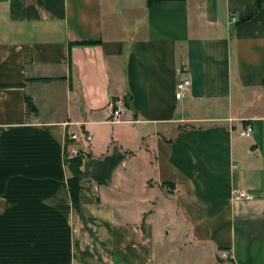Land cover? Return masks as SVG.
Returning <instances> with one entry per match:
<instances>
[{
	"label": "crops",
	"instance_id": "crops-1",
	"mask_svg": "<svg viewBox=\"0 0 264 264\" xmlns=\"http://www.w3.org/2000/svg\"><path fill=\"white\" fill-rule=\"evenodd\" d=\"M222 253L264 264V0H0V264Z\"/></svg>",
	"mask_w": 264,
	"mask_h": 264
},
{
	"label": "built area",
	"instance_id": "built-area-1",
	"mask_svg": "<svg viewBox=\"0 0 264 264\" xmlns=\"http://www.w3.org/2000/svg\"><path fill=\"white\" fill-rule=\"evenodd\" d=\"M191 88V81L184 75V73L181 71L178 74V78H177V84H176V99H181L183 98L186 93L189 92ZM126 108V103L124 100L120 99V100H116L113 104V111L110 117V122L112 123H119L121 122V117L123 115V112ZM252 135V127H247L245 131H243L241 133V136L243 137H250ZM71 139L72 140H77V135L76 134H72L71 135ZM83 152H80L79 150L73 149L71 156L72 157H78V156H82ZM236 198L238 199H244V198H251L249 197L246 193H238ZM223 258H227L226 254H222Z\"/></svg>",
	"mask_w": 264,
	"mask_h": 264
},
{
	"label": "trees",
	"instance_id": "trees-1",
	"mask_svg": "<svg viewBox=\"0 0 264 264\" xmlns=\"http://www.w3.org/2000/svg\"><path fill=\"white\" fill-rule=\"evenodd\" d=\"M27 105L30 111L32 112L36 111L34 105L29 99H27ZM67 164L72 173V176L68 181L70 194H71L74 205L78 207L79 193H80V176L82 173L81 171L82 158L81 157H68Z\"/></svg>",
	"mask_w": 264,
	"mask_h": 264
},
{
	"label": "rangeland",
	"instance_id": "rangeland-1",
	"mask_svg": "<svg viewBox=\"0 0 264 264\" xmlns=\"http://www.w3.org/2000/svg\"><path fill=\"white\" fill-rule=\"evenodd\" d=\"M71 153H72V150H70V152H69L70 157H72V156H71ZM78 157H80V156H78ZM222 254H225V253H222ZM227 257H228V256H227ZM225 259L228 260V261H230V259L224 258V260H225ZM230 262H231V261H230ZM231 264H233V262H231Z\"/></svg>",
	"mask_w": 264,
	"mask_h": 264
}]
</instances>
